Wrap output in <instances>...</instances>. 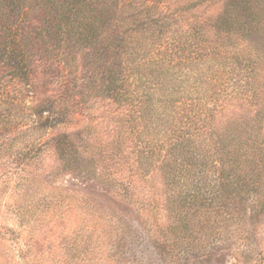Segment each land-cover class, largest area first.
I'll list each match as a JSON object with an SVG mask.
<instances>
[{
    "label": "trees",
    "instance_id": "trees-1",
    "mask_svg": "<svg viewBox=\"0 0 264 264\" xmlns=\"http://www.w3.org/2000/svg\"><path fill=\"white\" fill-rule=\"evenodd\" d=\"M260 40L262 0H0V181L17 183L13 201L42 192L63 208L12 221L20 260L42 264L46 230L62 250L51 264H125L120 218L54 182L98 170L159 250L248 264L264 207ZM7 254L0 234V264L20 263Z\"/></svg>",
    "mask_w": 264,
    "mask_h": 264
},
{
    "label": "rangeland",
    "instance_id": "rangeland-1",
    "mask_svg": "<svg viewBox=\"0 0 264 264\" xmlns=\"http://www.w3.org/2000/svg\"><path fill=\"white\" fill-rule=\"evenodd\" d=\"M264 4V0H262ZM260 42H264L260 40ZM55 185H61L66 187L70 192H73L80 197H85L94 205H96L99 211H104L107 214H113L120 218L122 227L125 231V236L128 246V256L125 259V264H240V259L229 255L228 252L218 253L213 257H201L194 255L180 254L175 251L159 250L152 243L146 229L140 217L139 211L134 205L123 199L117 189L104 183L99 175V171L89 174H77L75 172L66 171L54 179ZM17 183L13 180L0 181V234L3 235L8 243L9 248L13 254L8 255L7 258L12 256L16 260H20L18 250V232L13 229L12 221H25L31 217H38L43 219V222H47L55 217V213L63 211V208H53L48 210L49 206H52L53 201H45L44 194L40 192L39 195L43 199L41 201H13L11 190L15 189ZM41 188V187H40ZM264 203V201H263ZM22 207L21 211H17L18 206ZM70 213L71 210H69ZM65 213H69L66 211ZM72 218V217H71ZM69 219H67V222ZM252 245L251 253L248 264H264V207L258 212L252 222ZM96 232L100 233L104 226L101 225V221L98 216L95 217ZM44 229L48 225H43ZM91 228V226H89ZM47 234L46 230L39 233L40 238H43V242L38 246L42 251L41 255L42 264H51L49 261V251L53 248L57 253L62 252L57 243L55 245L48 244L47 240H44V235ZM71 233V232H70ZM69 233V234H70ZM17 242V243H16ZM56 253V255H57ZM61 257V255H59ZM105 257V256H104ZM104 257L96 263L86 262L82 264H109L108 260ZM2 260V259H1ZM19 264H25L22 260ZM61 264V263H56Z\"/></svg>",
    "mask_w": 264,
    "mask_h": 264
}]
</instances>
